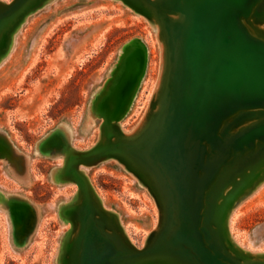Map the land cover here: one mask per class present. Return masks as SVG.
<instances>
[{"label":"water","instance_id":"water-1","mask_svg":"<svg viewBox=\"0 0 264 264\" xmlns=\"http://www.w3.org/2000/svg\"><path fill=\"white\" fill-rule=\"evenodd\" d=\"M45 1L0 2V47L14 21ZM121 1L158 27L165 61L159 105L131 134L114 115L94 113L102 118L98 142L65 156L60 181L76 182L78 191L59 214L77 232L62 263L264 264L236 254L221 234L237 198L264 169V0ZM111 158L158 206V226L141 248L81 171Z\"/></svg>","mask_w":264,"mask_h":264},{"label":"rangeland","instance_id":"rangeland-1","mask_svg":"<svg viewBox=\"0 0 264 264\" xmlns=\"http://www.w3.org/2000/svg\"><path fill=\"white\" fill-rule=\"evenodd\" d=\"M22 18L0 47V264H63L77 229L59 213L78 191L60 181L64 158L98 142L94 113L114 115L126 134L147 123L159 105L164 47L158 27L121 0H46ZM81 171L143 247L159 221L148 187L113 158ZM221 234L242 258L264 260V169Z\"/></svg>","mask_w":264,"mask_h":264},{"label":"bare ground","instance_id":"bare-ground-1","mask_svg":"<svg viewBox=\"0 0 264 264\" xmlns=\"http://www.w3.org/2000/svg\"><path fill=\"white\" fill-rule=\"evenodd\" d=\"M22 18V17H21ZM23 19V18H22ZM19 20V19H18ZM20 23V22H19ZM88 168V167H87Z\"/></svg>","mask_w":264,"mask_h":264}]
</instances>
